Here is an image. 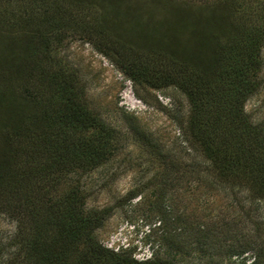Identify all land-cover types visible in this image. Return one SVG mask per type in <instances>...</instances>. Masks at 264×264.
Instances as JSON below:
<instances>
[{"label":"rangeland","instance_id":"obj_1","mask_svg":"<svg viewBox=\"0 0 264 264\" xmlns=\"http://www.w3.org/2000/svg\"><path fill=\"white\" fill-rule=\"evenodd\" d=\"M263 2L0 0V178L11 175L17 182L20 173L43 163L30 142L47 130L50 108L59 100L46 73H69L79 96L84 94L89 107L121 134L113 156L92 171L80 164L59 176L54 188L34 182L30 191L3 193L0 264H32L31 239L54 242L53 235L24 218L21 202L31 207L33 201L43 216L48 199L51 211L75 190L86 210L106 209L108 218L94 237L119 256L138 263L163 258L176 264H252L251 253L264 242V203L248 200L238 189L210 185L209 164L183 140L191 103L179 89L181 79L159 90L146 83L133 86L111 59L123 47L149 65L169 59L209 67L227 35L258 21ZM262 60L263 84L244 106L256 124L264 123V45ZM156 65L154 73L164 72V63ZM189 85L195 89L201 83ZM131 125L150 133L160 152L138 144ZM172 158L178 161L177 174L162 167V159ZM164 189L168 192L162 194ZM231 244L253 250L229 258Z\"/></svg>","mask_w":264,"mask_h":264},{"label":"trees","instance_id":"obj_2","mask_svg":"<svg viewBox=\"0 0 264 264\" xmlns=\"http://www.w3.org/2000/svg\"><path fill=\"white\" fill-rule=\"evenodd\" d=\"M247 8L250 11L252 5ZM249 11L245 10L244 13L249 14ZM257 20L250 27H241V30L227 35L228 40L209 67L202 68L204 63L196 65L175 60L174 63L169 59L166 63L162 59H154L149 65V61L141 60L142 55L123 47L115 49L116 55L111 61L133 86L146 83L150 88L159 90L166 85L178 84L181 79L179 89L191 103L187 126L181 129L183 140L188 149L198 152L209 164L207 174L210 185L238 189L248 200L264 203V123H254L244 111L246 102L263 84L260 80L264 45L263 6ZM102 48L108 49L106 46ZM100 52L108 56L103 50ZM156 61L164 63V68L160 69L166 73L153 72L159 67ZM45 75L46 80L58 89L56 98L59 100L58 105L50 108L52 115L47 117L49 125L48 128L44 127L47 130L37 132L30 142L37 148V156L44 159L43 163L20 173L17 182L15 176L10 178L11 175L6 180L0 178V197L4 192L20 194L21 189L30 191L34 182L52 187L59 176L68 174L70 169L80 164L92 171L99 164L107 162L119 144L120 132L103 122L86 103L84 94L79 96L74 83H70L69 73L59 70V73L56 71ZM200 83V87L190 88L189 84ZM131 127L130 136L146 151L160 152L150 133L137 125ZM162 161L165 171L171 174L179 172L178 161L174 158ZM166 192L167 189H164L162 194ZM139 194L142 191L134 192L131 196L135 198ZM51 201L47 200L43 216H40L33 201H30L31 207L27 201L18 205L21 214L33 223L34 228L38 229L39 226L40 231L45 229L54 239L48 245L40 237L31 239L28 256L34 254L32 264H176L166 263L163 258L138 263L102 247L96 241L94 232L107 220V211L86 210L85 205H81L82 193L78 190L50 206V211ZM47 227L50 229L47 230ZM205 239L207 237L202 239L203 244H207ZM251 248L246 244L240 247L231 244L227 254L229 258L241 257L252 251ZM251 254L252 264H264V242L257 245Z\"/></svg>","mask_w":264,"mask_h":264}]
</instances>
